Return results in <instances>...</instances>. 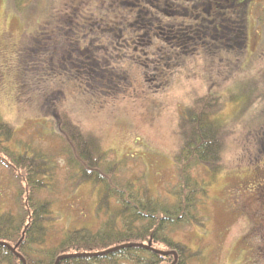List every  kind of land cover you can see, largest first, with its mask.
<instances>
[{"label": "rangeland", "instance_id": "obj_1", "mask_svg": "<svg viewBox=\"0 0 264 264\" xmlns=\"http://www.w3.org/2000/svg\"><path fill=\"white\" fill-rule=\"evenodd\" d=\"M149 1L173 10L181 0H0V121L14 130L16 151L54 156L52 192L42 193L55 217L50 241L75 227L95 231L101 220L96 188L76 186L56 156L62 118L110 159L126 160L125 176L164 197L182 143L180 114L211 95L224 102L219 171L199 214L203 227L174 238L201 250V264H264V1L248 6L244 48L185 55L189 43L177 56L132 26L153 22L160 34L189 20L171 23L174 13L156 14ZM8 171L0 166L3 206L15 192Z\"/></svg>", "mask_w": 264, "mask_h": 264}, {"label": "trees", "instance_id": "obj_2", "mask_svg": "<svg viewBox=\"0 0 264 264\" xmlns=\"http://www.w3.org/2000/svg\"><path fill=\"white\" fill-rule=\"evenodd\" d=\"M181 1L173 10L149 2L156 14L172 11L171 23L179 17L189 24L172 23L180 26L160 34L155 33L153 22L142 28L136 21L132 27L174 54L189 43L193 46L185 55H192L195 47L217 54L218 50L228 53L244 48L245 14L251 0H189L196 4L192 8L187 7L189 1ZM183 4L186 6L181 7ZM131 40L138 42L136 36ZM223 103L209 95L181 112L182 143L173 159L175 179L164 197L125 176L126 160L110 159V151L103 150L97 139L62 118L59 136L64 146L56 156L64 157L76 186L96 188L95 215L101 220L95 231L67 229L56 242L50 241L55 222L52 203L42 194L51 191L54 156L16 151L10 144L14 130L0 121V166L8 168L15 190L13 203L0 205V264H201V250L174 235L193 226L196 230L203 227L199 214L210 180L219 171L223 149L217 118Z\"/></svg>", "mask_w": 264, "mask_h": 264}]
</instances>
